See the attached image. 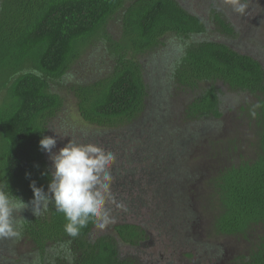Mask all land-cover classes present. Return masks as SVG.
<instances>
[{
    "label": "trees",
    "instance_id": "1",
    "mask_svg": "<svg viewBox=\"0 0 264 264\" xmlns=\"http://www.w3.org/2000/svg\"><path fill=\"white\" fill-rule=\"evenodd\" d=\"M111 20L122 26L119 41L108 32ZM214 20L225 34H235L220 14ZM208 32L204 20L178 0H0V185L29 203L21 213L22 238L33 244L36 253L34 262L20 258L15 264H145L123 257L120 248V244L143 247L148 232L139 224L121 215L112 228L116 237H95L96 228L89 224L72 238L54 205L38 217L33 214L30 184L34 180L47 191L52 168L39 141L64 107L58 89L73 78L94 42L106 45L113 71L93 83L74 84L71 91L87 123L120 128L142 117L150 97L152 86L135 57L158 48L169 36L185 44L171 77L190 98L181 107L185 120L175 126L173 112L165 113L167 126H175L184 137L202 135L207 128L218 136L227 113L238 111L255 129L251 156L224 152L217 171L209 170L210 176L207 171L201 204L210 215L212 235L247 243L246 254L233 264H264V66L225 44L197 41ZM228 91L233 97H227ZM245 95L250 98L242 104ZM181 121L185 129L179 128ZM227 145L234 149L235 141ZM174 174H179L175 182L183 183L182 190L177 188L180 193H191L185 208L194 214L193 192L199 190L201 178L187 166ZM11 242L0 238V248L9 249ZM3 261L0 264H13Z\"/></svg>",
    "mask_w": 264,
    "mask_h": 264
},
{
    "label": "rangeland",
    "instance_id": "2",
    "mask_svg": "<svg viewBox=\"0 0 264 264\" xmlns=\"http://www.w3.org/2000/svg\"><path fill=\"white\" fill-rule=\"evenodd\" d=\"M178 1L208 26V34L196 38L197 41L225 44L240 54L255 58L264 66V0H248L249 7L244 16L234 12L225 0ZM216 14H220L235 30L233 36L225 34L216 25ZM108 32L119 41L122 26L111 20ZM106 49L102 40L94 42L84 60L89 65L81 62L72 73L73 78L66 82V87L58 89L64 107L58 118L51 122L47 135L57 140L53 152H58L71 137L77 143L95 144L116 155L112 168L113 192L126 210L114 209L113 215L116 221L118 218L122 220L121 215L125 216L149 234L142 248L120 244L125 254L123 257H134L145 264H233L240 255L246 254L247 243L238 238L212 235L211 218L201 201L205 202L204 186L208 174L210 176L209 170L217 171L224 152L228 154L233 150L230 155L237 151L234 153L236 156L241 153L251 156V144L256 142L252 123L237 111L236 114L227 113L222 134L218 136H212L217 132L209 128L202 130V135L187 137L175 130L179 120L183 119L181 107L190 98L188 90L180 88L171 77V68L185 49L184 42L175 36L163 39L158 48L135 57L152 86L146 111L141 118L120 128H100L87 123L79 112L78 100L71 87L79 83H93L113 71L105 54ZM226 95L233 97L230 91ZM249 98L242 96L241 103ZM170 112H173L172 122L175 125L172 128L167 126L165 118L162 119L165 113ZM185 127L181 121L179 128ZM231 141H235L234 149L227 145ZM47 160L52 168L48 154ZM185 166L201 178L199 190L193 192L194 214L185 208L190 205L191 193L181 194L183 183L175 182L179 174H174V171L182 169L183 172ZM140 180H143L142 185ZM179 187L180 190L177 189ZM112 228L113 224L103 231L96 229L94 236L116 237ZM13 240L9 249L0 248V260H12L15 264L16 259L25 258L34 262L36 253L33 244L22 237ZM149 259L151 261H147Z\"/></svg>",
    "mask_w": 264,
    "mask_h": 264
},
{
    "label": "clouds",
    "instance_id": "3",
    "mask_svg": "<svg viewBox=\"0 0 264 264\" xmlns=\"http://www.w3.org/2000/svg\"><path fill=\"white\" fill-rule=\"evenodd\" d=\"M225 3L231 5L237 14H247L248 0H225ZM56 145L57 140L50 136L39 141L40 150L49 155L52 171L47 191L42 186L37 187L34 180L30 184L34 195L30 201L33 214L38 217L48 210L49 205H54L56 212L63 214L66 221L65 233L72 238L89 224L105 230L116 222L114 209L126 210L113 192L112 168L116 155L95 144L77 143L71 137L64 147L53 152ZM28 208L29 203L0 185V238L22 237L25 220L20 214Z\"/></svg>",
    "mask_w": 264,
    "mask_h": 264
},
{
    "label": "flooded vegetation",
    "instance_id": "4",
    "mask_svg": "<svg viewBox=\"0 0 264 264\" xmlns=\"http://www.w3.org/2000/svg\"><path fill=\"white\" fill-rule=\"evenodd\" d=\"M147 237L149 238V234L147 235ZM145 244V243H144ZM144 246V245H143Z\"/></svg>",
    "mask_w": 264,
    "mask_h": 264
}]
</instances>
